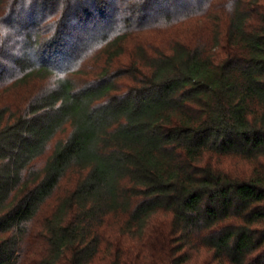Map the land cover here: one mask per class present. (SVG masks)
<instances>
[{"label":"trees","instance_id":"trees-1","mask_svg":"<svg viewBox=\"0 0 264 264\" xmlns=\"http://www.w3.org/2000/svg\"><path fill=\"white\" fill-rule=\"evenodd\" d=\"M0 264H264V0H0Z\"/></svg>","mask_w":264,"mask_h":264},{"label":"rangeland","instance_id":"rangeland-1","mask_svg":"<svg viewBox=\"0 0 264 264\" xmlns=\"http://www.w3.org/2000/svg\"><path fill=\"white\" fill-rule=\"evenodd\" d=\"M186 24H184L183 26H185ZM172 29H174V28H172ZM183 29H184V27H183ZM169 31H171V30H167V29H164V30H161V31H159L157 34L155 33L156 31L155 30H151L147 35H150V34H152L153 36H155V38H157L158 40H160L161 42V44H165V42L166 41H168L169 39H170V36H172V35H167V32H169ZM147 33V32H146ZM155 33V34H154ZM161 34H163V35H161ZM86 63L87 64H89V63H92V60H91V58L90 59H88V60H86ZM83 76H87L86 74H83Z\"/></svg>","mask_w":264,"mask_h":264}]
</instances>
